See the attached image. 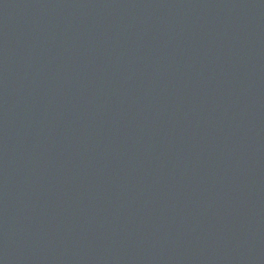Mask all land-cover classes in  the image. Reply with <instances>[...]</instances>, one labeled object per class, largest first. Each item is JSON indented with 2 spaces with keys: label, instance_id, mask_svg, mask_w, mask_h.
Wrapping results in <instances>:
<instances>
[{
  "label": "water",
  "instance_id": "1",
  "mask_svg": "<svg viewBox=\"0 0 264 264\" xmlns=\"http://www.w3.org/2000/svg\"><path fill=\"white\" fill-rule=\"evenodd\" d=\"M0 264H264V0H0Z\"/></svg>",
  "mask_w": 264,
  "mask_h": 264
}]
</instances>
